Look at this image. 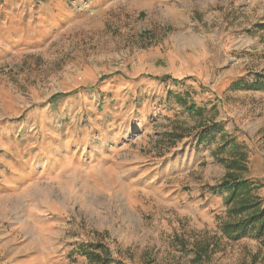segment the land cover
<instances>
[{
    "label": "rangeland",
    "instance_id": "374dc122",
    "mask_svg": "<svg viewBox=\"0 0 264 264\" xmlns=\"http://www.w3.org/2000/svg\"><path fill=\"white\" fill-rule=\"evenodd\" d=\"M230 139L263 198L264 0H0V264H264Z\"/></svg>",
    "mask_w": 264,
    "mask_h": 264
},
{
    "label": "trees",
    "instance_id": "16d2710c",
    "mask_svg": "<svg viewBox=\"0 0 264 264\" xmlns=\"http://www.w3.org/2000/svg\"><path fill=\"white\" fill-rule=\"evenodd\" d=\"M177 100L180 103L183 99L178 96ZM185 106L190 113L197 111L193 106ZM214 126L212 125L213 129H203L198 142L204 137L212 135L215 131ZM229 144L232 149L229 158L220 159L225 164L226 173L220 183L210 187L213 193L226 194L224 197L225 218L219 223V230L226 238L233 241L250 234L264 243V197L262 198L256 193V188L259 187L257 183L239 176V173H245L248 170V156L243 146L230 139L222 148L218 149V153L223 152ZM218 153L215 156H219ZM80 250L91 264L110 263V259L106 255L107 252L101 244H96L93 248L84 246ZM195 252L196 259L199 260L202 257L201 252L196 249Z\"/></svg>",
    "mask_w": 264,
    "mask_h": 264
},
{
    "label": "crops",
    "instance_id": "0c3cea01",
    "mask_svg": "<svg viewBox=\"0 0 264 264\" xmlns=\"http://www.w3.org/2000/svg\"><path fill=\"white\" fill-rule=\"evenodd\" d=\"M13 173V172H12ZM13 175H15V173H13Z\"/></svg>",
    "mask_w": 264,
    "mask_h": 264
}]
</instances>
